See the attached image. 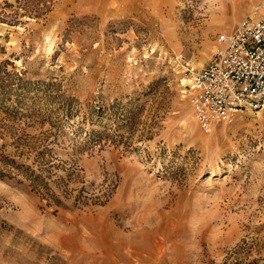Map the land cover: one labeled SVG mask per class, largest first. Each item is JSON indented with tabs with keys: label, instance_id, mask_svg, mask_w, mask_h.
<instances>
[{
	"label": "rangeland",
	"instance_id": "rangeland-1",
	"mask_svg": "<svg viewBox=\"0 0 264 264\" xmlns=\"http://www.w3.org/2000/svg\"><path fill=\"white\" fill-rule=\"evenodd\" d=\"M264 0H0V264H264V110L208 132L186 69Z\"/></svg>",
	"mask_w": 264,
	"mask_h": 264
},
{
	"label": "built area",
	"instance_id": "built-area-1",
	"mask_svg": "<svg viewBox=\"0 0 264 264\" xmlns=\"http://www.w3.org/2000/svg\"><path fill=\"white\" fill-rule=\"evenodd\" d=\"M196 124L208 132L234 116L264 110V18L246 17L219 34L208 62L186 69Z\"/></svg>",
	"mask_w": 264,
	"mask_h": 264
}]
</instances>
